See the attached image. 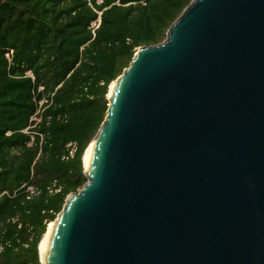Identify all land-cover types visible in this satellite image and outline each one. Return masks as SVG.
<instances>
[{"label":"water","instance_id":"water-1","mask_svg":"<svg viewBox=\"0 0 264 264\" xmlns=\"http://www.w3.org/2000/svg\"><path fill=\"white\" fill-rule=\"evenodd\" d=\"M106 98L39 261L264 264V0H191Z\"/></svg>","mask_w":264,"mask_h":264},{"label":"trees","instance_id":"trees-1","mask_svg":"<svg viewBox=\"0 0 264 264\" xmlns=\"http://www.w3.org/2000/svg\"><path fill=\"white\" fill-rule=\"evenodd\" d=\"M190 1L0 0V264H42L48 223L86 181L82 155L110 82ZM37 109L41 136L23 132ZM69 141L76 150L65 158ZM24 183L38 194L26 199Z\"/></svg>","mask_w":264,"mask_h":264},{"label":"built area","instance_id":"built-area-1","mask_svg":"<svg viewBox=\"0 0 264 264\" xmlns=\"http://www.w3.org/2000/svg\"><path fill=\"white\" fill-rule=\"evenodd\" d=\"M39 119H40V109H37L35 111V113L33 114V116L31 117V121H33V122L30 123L29 126L23 130V132H25L29 135H32V133H37L38 135L41 136V134L39 132H36L32 129L36 126ZM65 148L67 151V156H63V157L67 158L68 156H73V154L76 150V143L73 141H69L66 143ZM55 185H56V182L53 181V182H51L50 185L47 186L49 193H54V192L59 190V188H57ZM23 187L25 188L26 199H30V198L34 197L39 192V189L30 183H24ZM14 220H15V218H12V221H14Z\"/></svg>","mask_w":264,"mask_h":264},{"label":"bare ground","instance_id":"bare-ground-1","mask_svg":"<svg viewBox=\"0 0 264 264\" xmlns=\"http://www.w3.org/2000/svg\"><path fill=\"white\" fill-rule=\"evenodd\" d=\"M91 147H92V142L88 145V147L86 148V150H85V152L83 154L82 162L84 164H86L88 162V159H89L90 153H91ZM53 225H54L53 221L48 223L46 231L43 234V236L41 238V241L39 243V251H40V254H41L42 258H44L45 251H46L47 244H48V240H49V237H50L51 231H52L51 228L53 227Z\"/></svg>","mask_w":264,"mask_h":264},{"label":"rangeland","instance_id":"rangeland-1","mask_svg":"<svg viewBox=\"0 0 264 264\" xmlns=\"http://www.w3.org/2000/svg\"><path fill=\"white\" fill-rule=\"evenodd\" d=\"M98 22H99V20L97 19V21H96V22H94V23H92V24L94 25V24H97Z\"/></svg>","mask_w":264,"mask_h":264}]
</instances>
